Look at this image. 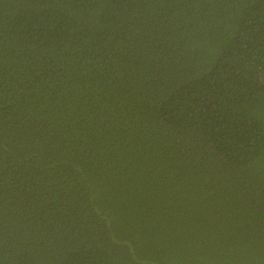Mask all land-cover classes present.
<instances>
[{
  "label": "trees",
  "instance_id": "16d2710c",
  "mask_svg": "<svg viewBox=\"0 0 264 264\" xmlns=\"http://www.w3.org/2000/svg\"><path fill=\"white\" fill-rule=\"evenodd\" d=\"M0 264H264V0H0Z\"/></svg>",
  "mask_w": 264,
  "mask_h": 264
}]
</instances>
